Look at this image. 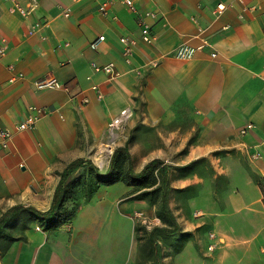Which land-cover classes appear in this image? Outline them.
<instances>
[{
  "label": "crops",
  "instance_id": "crops-1",
  "mask_svg": "<svg viewBox=\"0 0 264 264\" xmlns=\"http://www.w3.org/2000/svg\"><path fill=\"white\" fill-rule=\"evenodd\" d=\"M17 1L27 14L0 0V129L32 106L45 113L35 127L14 131L7 147L0 144V214L16 203L47 209L59 172L86 157L83 147L94 150L91 140L129 105L132 170L154 157L168 165L167 206L179 229L169 244L155 234L161 264H264V0H132L134 10L108 0L105 14L99 0H78L69 15L65 0ZM220 2L225 7L214 13ZM146 11L154 13L146 19L150 44L140 40ZM121 36L134 41L129 62ZM183 45L189 56L177 54ZM92 61H113L116 74L94 72ZM48 75L59 86L38 88L35 80ZM79 123L88 130L81 133ZM125 142L119 137L116 145ZM127 188L101 185L55 227L29 214L0 264H125L136 245L126 211L144 204L117 202ZM197 205L201 216L183 212Z\"/></svg>",
  "mask_w": 264,
  "mask_h": 264
},
{
  "label": "trees",
  "instance_id": "trees-1",
  "mask_svg": "<svg viewBox=\"0 0 264 264\" xmlns=\"http://www.w3.org/2000/svg\"><path fill=\"white\" fill-rule=\"evenodd\" d=\"M124 158L127 160V168L125 172V178L128 181L127 184H137L144 186L148 174L150 175L154 173L158 176V182L151 189V192L159 195V215H162V220L165 222H169V224L172 226V229H167V227L162 226L153 227L150 232L149 238L154 242L156 250L154 264H161V246L160 243L154 237V231L158 230L160 232L174 233L179 229L173 215L170 213V210L167 206V197L169 191L167 179L168 165L164 163L162 159L154 157L145 163L140 172H134L131 168L130 154L128 152L127 141L123 146H116L114 148L110 156L108 166L103 172L99 171L98 166L94 162H92L91 159L77 157L68 162L65 167L59 172L60 177L55 187L53 199L47 209L40 210L31 205L16 203L8 207L5 211H3L0 214V254L5 250L10 240L14 238L13 230H18V228H20L26 222L27 216L29 214L39 216L42 220L47 223L49 227H55L59 223L66 222L73 217L76 209H69L67 207L65 197L63 195V190L65 184L70 182L71 179L75 177H73L72 175L79 167L88 165L92 172L95 174L96 178L101 181H104L105 183H112L120 180L119 175H117V172L114 169V161L116 159ZM153 183L155 182L153 181ZM17 218L21 219L20 223L16 222ZM8 229L10 231H8Z\"/></svg>",
  "mask_w": 264,
  "mask_h": 264
},
{
  "label": "rangeland",
  "instance_id": "rangeland-1",
  "mask_svg": "<svg viewBox=\"0 0 264 264\" xmlns=\"http://www.w3.org/2000/svg\"><path fill=\"white\" fill-rule=\"evenodd\" d=\"M79 131H86L88 130V126H84V124L78 125ZM106 129L104 136H99L96 141L91 140V142H96L94 150H87L83 147L85 152V158L90 159L92 157L96 163H98V169L100 172L104 171V167L101 165L105 164L106 161L109 163L110 156L114 150V148L117 145H113L112 151L109 150L107 145V140H104V137H106ZM126 141H130V136L126 138ZM96 152V153H94ZM96 154V156L94 155ZM92 155V156H91ZM104 157L105 159H101L99 163V157ZM101 164V165H100ZM127 168V160L124 159H116L114 161V169L117 172V175H119L120 180L112 182V183H105L104 181L99 180L96 178L95 174L92 172V170L87 167L82 168L76 176L71 179L70 182L65 184L63 195L65 197L66 205L69 209H76L79 204L82 201L88 200L95 194V192L100 188L101 185H110V184H116L125 187L128 186V190L125 191L124 194L118 195L117 202H121L122 200L132 198L134 200H143L144 204L142 207H133L129 211H126L130 217L131 221L133 223V240L132 242H135V248L133 250L132 259L129 261H126L125 264H154L155 260V246L154 242L149 238L150 232L153 229V227H167V229H172V226L169 224V222H165L162 219V215H159L160 210V201H159V195L156 193L151 192V189L157 184L158 182V176L156 174H148L144 183V186L137 185V184H127V180L125 178V172ZM153 181L155 183H153ZM153 183V184H151ZM115 187V186H114ZM116 188V187H115ZM117 190H120L119 188H116ZM126 189V188H125ZM170 190V189H169ZM169 199V191H168V197ZM179 208L182 209V205H177ZM196 209H199L202 214H204L203 209H201L200 205L194 206L192 209L183 211L187 212L188 215L192 216V212ZM135 210H142L144 214L146 215V222L145 223H139L134 222L132 219V215ZM159 216L161 219V222L155 223L151 222L152 218L154 216ZM16 222L20 223L21 219L17 218ZM150 223V224H149ZM165 225V226H164ZM207 229V227H205ZM8 231H10L8 229ZM14 233L18 232L17 229L13 230ZM160 233L163 235V238H161L160 242L161 244H169V237L170 233L168 232H160L158 230L154 231V237L156 238L155 234ZM162 246V245H160ZM125 247H126V241H125ZM169 251V249H168ZM161 255H162V248H161ZM161 263V261H160Z\"/></svg>",
  "mask_w": 264,
  "mask_h": 264
},
{
  "label": "built area",
  "instance_id": "built-area-1",
  "mask_svg": "<svg viewBox=\"0 0 264 264\" xmlns=\"http://www.w3.org/2000/svg\"><path fill=\"white\" fill-rule=\"evenodd\" d=\"M12 3L13 8L18 10L21 14L25 15L27 14V9L22 7V5L17 0H8ZM78 0H65L61 4L62 12L64 15H69L71 10V4ZM126 5L134 10V5L132 0H123ZM35 3V0H31V5ZM225 7V4L223 2H220L216 5V9L213 11L214 13H218V11L222 10ZM108 8V0H99L98 10L105 14L107 12ZM154 15L153 11H146L142 16L139 18V28H140V40L146 44H150L153 42L154 34L151 31L150 24L147 22L148 17H152ZM104 35H99L97 38V41L103 40ZM121 43H123V47L121 50V53L125 60L127 62L130 61L131 53H132V45L133 40L129 39L127 36H121L120 37ZM96 44V42L93 43V46ZM192 52V49L187 46L183 45L180 47L177 51V54L179 56H189ZM90 67L94 72L102 71L106 73L109 77L116 74L114 62L110 61L107 63H98L96 61H92L90 63ZM129 72L132 73L135 76H138L140 74V71L137 66H130ZM21 73L19 74V76ZM35 85L38 88H54L59 86L58 80L54 76H43L41 78H38L35 80ZM92 88L97 92L98 95H100L98 85L94 84L92 85ZM45 110L42 107L32 106L31 111L20 121H15L13 125L10 127H5L0 129V144L3 147H7L9 144V141L12 137V134L14 131L21 130V129H28L33 128L37 125L38 121L44 115ZM134 110L131 106L125 105L119 109L116 115H114L108 122L106 126V140H110L108 143L110 151H112L113 145L117 143L119 137H126L125 134V126L127 121L133 116ZM253 126L251 122H248L245 124V126L242 128V132H245L247 129H250ZM201 211L199 209H196L193 211L194 217L201 216ZM132 219L134 222L139 223H145L146 222V215L142 210H135ZM151 222L159 223L161 222L160 218L158 216H154L152 218ZM150 224V223H149ZM208 237L210 238L209 243L207 244L208 250H213L214 248V239H215V233L213 231L208 232Z\"/></svg>",
  "mask_w": 264,
  "mask_h": 264
}]
</instances>
